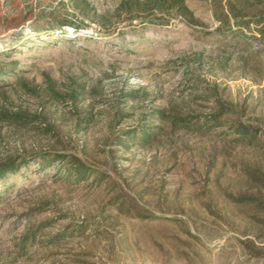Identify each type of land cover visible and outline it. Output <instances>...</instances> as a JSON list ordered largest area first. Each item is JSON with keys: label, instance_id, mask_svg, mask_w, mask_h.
<instances>
[{"label": "rangeland", "instance_id": "1", "mask_svg": "<svg viewBox=\"0 0 264 264\" xmlns=\"http://www.w3.org/2000/svg\"><path fill=\"white\" fill-rule=\"evenodd\" d=\"M187 1L195 21L150 0H0V162L59 151L108 176L31 162L0 182V264H264V42ZM52 18L78 28L32 29ZM221 105L222 124L154 116ZM142 125L162 128L116 140Z\"/></svg>", "mask_w": 264, "mask_h": 264}, {"label": "trees", "instance_id": "2", "mask_svg": "<svg viewBox=\"0 0 264 264\" xmlns=\"http://www.w3.org/2000/svg\"><path fill=\"white\" fill-rule=\"evenodd\" d=\"M76 1V0H74ZM203 2L206 11L210 12L211 15L218 20L219 30L223 31L232 37L237 39V42L242 44L245 40L253 39L260 42H264V0H198ZM154 3L159 10H166L170 8H175L182 18H186L190 21H195L194 10L190 8L187 0H150ZM35 25L32 26L34 31L43 28L55 29L63 34H66L68 29L66 25H71L72 29H77L78 26L73 22H63L52 19H46L45 23L37 21ZM252 24L257 28L259 36L257 35H247L245 30H252ZM2 54L9 55V52L4 51ZM197 81L193 87H198ZM138 91L131 90L128 95L129 97L135 98V95ZM127 95V96H128ZM216 91L214 89H209L204 91V99L209 101L210 99L215 98ZM221 104V103H219ZM224 106L221 105L219 111L213 112L208 118L201 120L190 113H183L181 110L176 111L172 116L168 117L166 108H159L155 111L154 116L160 121L170 120L171 123L175 125L181 124L182 126H189L190 123L194 122L195 125H207L211 123H226L227 121L222 119ZM7 116V115H6ZM162 126H141L133 130H128L122 136L124 139L116 137L119 144H127L130 139L140 140L143 142H148L154 136L158 135V130ZM233 132L237 134L241 140H250L253 141L256 137L255 132H251L245 125L242 124H233ZM31 162L38 163V167L42 170H49L51 167L56 164L59 165L60 174L70 183H81L83 181H89L93 178L94 183L101 184L107 179V175L99 169H96L92 166H89L83 159L77 157L76 155H71L68 153H63L59 151H40L38 153H21L17 156H8L3 161L0 162V182L3 183V186L10 180L11 176H15L18 173L23 165H29ZM17 178V177H16ZM26 178L21 177L17 178L14 181V184L24 181ZM88 225L83 223L75 224V230H82L87 228ZM89 227V226H88ZM91 227V226H90ZM95 227V226H92ZM35 232L39 228L35 227Z\"/></svg>", "mask_w": 264, "mask_h": 264}]
</instances>
